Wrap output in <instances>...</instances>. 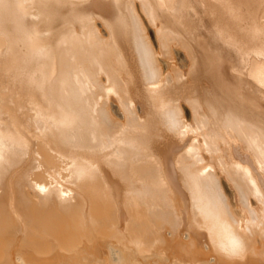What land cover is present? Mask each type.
I'll return each instance as SVG.
<instances>
[{
    "label": "bare ground",
    "instance_id": "bare-ground-1",
    "mask_svg": "<svg viewBox=\"0 0 264 264\" xmlns=\"http://www.w3.org/2000/svg\"><path fill=\"white\" fill-rule=\"evenodd\" d=\"M0 264H264V0H0Z\"/></svg>",
    "mask_w": 264,
    "mask_h": 264
}]
</instances>
